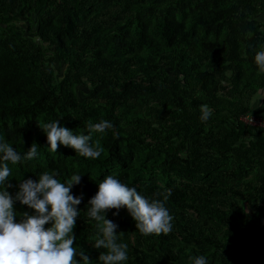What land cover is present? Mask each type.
I'll return each mask as SVG.
<instances>
[{
  "label": "trees",
  "instance_id": "obj_1",
  "mask_svg": "<svg viewBox=\"0 0 264 264\" xmlns=\"http://www.w3.org/2000/svg\"><path fill=\"white\" fill-rule=\"evenodd\" d=\"M259 15L264 0H0V137L21 155L38 145L9 164L6 190L45 171L62 183L81 174L74 247L91 264L106 250L92 246L88 200L109 174L149 199L171 190L167 235L140 234L126 208L105 213L128 245L122 264H264V130L239 119L264 116L252 104L264 89ZM55 120L74 134L89 121L113 128L92 133L104 151L91 159L50 151L38 125ZM14 209L17 222L34 213Z\"/></svg>",
  "mask_w": 264,
  "mask_h": 264
},
{
  "label": "clouds",
  "instance_id": "obj_2",
  "mask_svg": "<svg viewBox=\"0 0 264 264\" xmlns=\"http://www.w3.org/2000/svg\"><path fill=\"white\" fill-rule=\"evenodd\" d=\"M253 61L260 73H264V48L254 52ZM264 97L257 92L253 97V107ZM212 115L207 105L200 108L199 119L206 122ZM45 134L48 148L57 152L60 145L72 148L76 154L96 159L104 151L99 141L92 143V133H104L113 128L110 121L98 123L89 121L88 134H74L61 126L59 120L38 125ZM36 143L28 147L23 155L0 137V264H91L89 257L74 247L73 228L80 209L76 206L81 198L71 193L74 184L80 182L81 174H74L69 180L61 182L55 174L41 172L36 180L24 179L18 184L15 194L5 188V182L12 176L9 164L37 156ZM171 190L154 193L163 199H149L140 194L135 187L122 183L113 175H106L98 182L97 191L88 200L87 216L96 222L97 238L92 242L100 251L97 260L101 264H122L128 259L126 243H119L117 225L106 218L110 209L126 208L135 222V229L144 236L167 235L172 230L173 217L165 207ZM27 205L33 214L21 213L17 222L14 203ZM117 213H114V215ZM46 225H49L46 227ZM191 264H208L205 256L192 257Z\"/></svg>",
  "mask_w": 264,
  "mask_h": 264
},
{
  "label": "built area",
  "instance_id": "obj_3",
  "mask_svg": "<svg viewBox=\"0 0 264 264\" xmlns=\"http://www.w3.org/2000/svg\"><path fill=\"white\" fill-rule=\"evenodd\" d=\"M259 19H263V17L259 15ZM239 119L247 125L257 127V128L264 130V116L263 115L250 112V113H246L240 116Z\"/></svg>",
  "mask_w": 264,
  "mask_h": 264
},
{
  "label": "crops",
  "instance_id": "obj_4",
  "mask_svg": "<svg viewBox=\"0 0 264 264\" xmlns=\"http://www.w3.org/2000/svg\"><path fill=\"white\" fill-rule=\"evenodd\" d=\"M259 92H264V89L260 90ZM259 105H263L264 104V97H262L259 101H258ZM260 106H257V108Z\"/></svg>",
  "mask_w": 264,
  "mask_h": 264
},
{
  "label": "rangeland",
  "instance_id": "obj_5",
  "mask_svg": "<svg viewBox=\"0 0 264 264\" xmlns=\"http://www.w3.org/2000/svg\"><path fill=\"white\" fill-rule=\"evenodd\" d=\"M262 17H263V16H262ZM260 18H261V17H260ZM262 20H264V18H263ZM19 24H20L21 26H25V25H26V19L21 20V21L19 22ZM252 104H253V102H252Z\"/></svg>",
  "mask_w": 264,
  "mask_h": 264
}]
</instances>
